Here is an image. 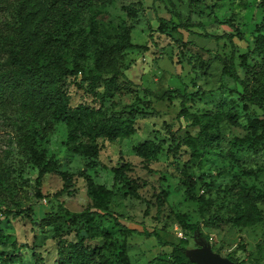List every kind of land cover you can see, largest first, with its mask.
<instances>
[{"label": "rangeland", "instance_id": "1", "mask_svg": "<svg viewBox=\"0 0 264 264\" xmlns=\"http://www.w3.org/2000/svg\"><path fill=\"white\" fill-rule=\"evenodd\" d=\"M52 2L46 0L47 6ZM93 2L78 20L63 16L64 8L57 11L60 17L53 11L51 20H46V31L70 66L85 73L69 76L63 89L72 107L100 111L102 121L130 115L136 132L126 139L81 137L80 143L101 147L99 155L89 159L73 151L66 122L53 120L49 129L41 130L37 144L57 160L59 171L73 175L74 187L71 195H58L62 177L47 174L40 199L39 169L24 139L23 116L13 103L0 102V264L11 257L10 264H57L59 241L78 240L81 226L78 221L71 226L65 221L92 209L82 174L114 190L113 212L123 224L140 232H157L165 243L160 245L156 237L121 234L114 223L98 219L111 235L87 240L86 245L100 249V264H172L173 245L180 243L191 260L203 242L224 257L235 255L243 264H264V146L252 147L246 141L250 119L263 116V111L246 108L241 87L224 70V62L233 58L244 77L240 68L244 53H250L249 65L262 63L264 0H205L196 6L188 0ZM60 5L53 4L58 9ZM19 7V0H0V60L6 56L4 42L15 33ZM158 17L176 22L191 18L202 22L208 33L231 34L233 42L225 36L206 37L199 29L162 33ZM226 20L234 25L223 23ZM129 42L138 47L126 48L119 56L126 75L119 79L122 90L102 102L93 91L103 88L90 86L98 73L97 52ZM176 89L188 94L187 115L181 118L182 97L168 93ZM178 129L183 137L203 130L205 145L198 151L184 141L174 157L173 133ZM185 171L197 181V193L210 199L208 206L201 207L185 194ZM231 188L259 197L255 223L208 222L237 215L239 200L230 196ZM29 207L33 220L2 215L5 210ZM178 215L185 217V225ZM196 224L202 238L192 228Z\"/></svg>", "mask_w": 264, "mask_h": 264}, {"label": "trees", "instance_id": "2", "mask_svg": "<svg viewBox=\"0 0 264 264\" xmlns=\"http://www.w3.org/2000/svg\"><path fill=\"white\" fill-rule=\"evenodd\" d=\"M205 0H188L191 6H196ZM19 19L12 37L4 42L2 47L6 56L0 60V102L17 106L19 115L24 128L25 142L29 145L31 151V160L39 169L36 178L37 196L41 199L43 178L50 173H58L63 181V188L57 193L58 195L72 194L74 187L73 175L61 172L58 169L56 159L49 158L44 149L38 146V139L41 130L50 128L53 120H63L69 127L68 142L72 144V149L76 153L87 156L89 159L99 155L101 147L97 143L86 145L79 142L81 137L98 139L106 137L109 139H126L132 136L136 129L130 115L113 116L110 120L102 121L99 118L100 111H95L89 106H71V98L63 89L66 79L78 72H83L80 67H71L69 59L61 52L58 43L52 41L46 28L49 26L46 20H51L50 14H58L57 11L64 8L62 15L69 17L71 20H78L83 11L90 9L93 0H53L52 5L47 6L46 0H19ZM60 3V7H54L53 4ZM65 4V5H63ZM96 4V3H95ZM213 14V12H212ZM60 17V15L58 14ZM219 23V21L217 19ZM159 27L162 33H177L182 29L200 33L206 37L221 38L228 37L232 40L231 34L214 35L208 33L202 22H194L189 18L186 22H176L173 19L158 17ZM223 23L233 26L231 20ZM238 34L240 30L235 29ZM153 37V33L150 35ZM264 39V36H260ZM130 47H138L132 43L125 45H113L106 47L97 52L95 67L98 73L93 75L92 88L100 85L103 90L93 91V96L102 102L114 98L122 90L119 81L120 77H125L120 63L119 56ZM250 53L241 55L240 68L245 70L244 77L241 76L238 66L233 58L229 62H224V70L233 80L241 87L242 100L246 108L255 106L263 111V116H255L250 119V134L246 141L252 147L264 146V56L262 63L259 65H249L248 57ZM255 80V81H254ZM85 82V78L81 83ZM255 83V86L253 84ZM178 93L182 97L181 111L178 117L187 115L188 94L181 93L180 89L168 91V93ZM25 116V119H24ZM178 129L173 133L172 151L174 157L178 154L179 147L186 141L193 146L195 150H200L204 146L203 130L197 136L188 134L183 137ZM127 166V165H126ZM125 167V166H124ZM128 167V166H127ZM117 172V169H116ZM183 184L186 188L187 197L198 202L201 207L210 204L207 195L197 193V181L191 173L185 171ZM87 182V191L92 199V209L75 214L65 221L67 225H75L78 222L81 226L78 228L76 241H59V258L57 264H100V249L90 248L86 241L99 237H110V232L101 227L97 220L103 219L114 223L120 228L121 234H141L148 237H156L160 245H164L161 235L157 232H140L131 229L123 224L118 216L113 212L112 204L115 197L113 189L98 184L87 174L80 175ZM232 197H238L240 209L237 215L232 218L218 220V218H209V223H236L239 225H251L258 220V200L259 197L244 191L229 190ZM2 215L14 217L27 216L33 220V210L31 207L20 210H5ZM180 221L185 225V217L178 215ZM199 237H203L200 225L192 226ZM187 229V228H186ZM1 235V233H0ZM12 256V255H11ZM237 264H243L235 255L227 256ZM172 264H195L186 255L185 246L180 244L173 245V251L170 254ZM14 258L5 259L4 264L12 263Z\"/></svg>", "mask_w": 264, "mask_h": 264}, {"label": "water", "instance_id": "3", "mask_svg": "<svg viewBox=\"0 0 264 264\" xmlns=\"http://www.w3.org/2000/svg\"><path fill=\"white\" fill-rule=\"evenodd\" d=\"M191 260L199 264H237L228 257L216 253L206 242H203V247L191 256Z\"/></svg>", "mask_w": 264, "mask_h": 264}]
</instances>
